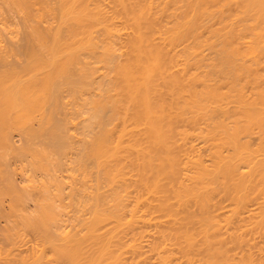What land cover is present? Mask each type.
<instances>
[{"label": "bare ground", "instance_id": "1", "mask_svg": "<svg viewBox=\"0 0 264 264\" xmlns=\"http://www.w3.org/2000/svg\"><path fill=\"white\" fill-rule=\"evenodd\" d=\"M0 1L17 14V19L13 18L11 22L9 19L13 14L9 19L6 18L8 22L0 16V160L3 163L7 153L14 152L20 157L29 154L32 158L29 156L31 159L28 161H32L31 166H35L33 169L45 168L39 171L46 174V168H50L57 174L63 165L62 161H56L59 159L57 156L64 153L65 149L76 151L78 146L75 149L74 143L78 140L80 149L77 150L81 153L72 151L74 156H70L75 157L77 154V157H70L68 165L71 166H66V174L72 178L71 181L76 178L72 184L68 180V185L80 183L79 188H76L82 189L79 192L70 186L72 193H69V202L74 205L82 202L83 213L86 212L80 218V207L68 202L67 205L75 208L72 210L79 211V216L74 213L72 217L63 219L62 212L70 206H64V211L60 208V213H57L56 209L63 203L64 196L61 193L64 191L62 185L65 179L55 173H47L54 190L62 196L52 190L59 205L53 203L56 205L54 207L50 204L53 196L49 197L50 200L42 195L39 196L40 200L38 196L36 199L31 198L27 191H23V188L19 190L10 180V175L5 173L7 169L3 171L4 167H0V182H6H3V186L8 191L3 186L0 189L3 193L9 192V196L0 192L1 205V197L5 199L12 194L15 197H10L8 201L14 200L16 204L23 202L19 211H23L21 206H24L25 199H35L33 209L29 212L34 211V208L38 211L28 214L24 208L28 215L21 211L24 220L17 219L18 223H25L33 236L36 245L34 252L20 255L12 253V249H6L0 252V264H49L50 261L51 264H264V259L255 257L256 261L253 257L257 255L255 252L260 253L261 257L264 255V85H258L264 80V54H259L264 53L262 45L259 47V42L262 39L264 41V8L263 13L260 11L264 0H259V3L256 1L258 5L262 4L260 6H254L247 0L253 7L250 6L252 11L248 5L250 9L244 8L248 3L246 0H238L239 5L237 0L235 4L234 0L228 3V0H218L219 3L217 0H186L187 4L185 0H179V3L177 0H161L159 4L157 2L160 0L155 1L168 9L162 5L159 6L161 8L158 5L157 8L152 7L155 5L154 0H149L152 5L148 0ZM180 1L184 2L182 8ZM171 3L176 5L170 7ZM224 3H227L226 6L234 4L236 9L227 8ZM215 4L216 9H213ZM242 7L250 14L254 9L259 10L252 15L248 12L244 15ZM179 9L185 12H179ZM193 10L196 16L194 14L192 17ZM215 10L220 13L217 14ZM202 11L208 12L205 17ZM199 12L202 13L200 16ZM223 12H227V15ZM209 13L211 15H207ZM242 13L241 17L250 19L244 17L245 21H257L256 27L251 26L254 29L249 24L247 26L243 18L237 17ZM255 13L262 16L260 21L257 16V19L253 17ZM222 14L227 16L225 21ZM219 17L221 20L218 21ZM230 17L232 20L237 19L236 22L241 20L245 24L243 29L238 26L243 23H231ZM208 18L213 24H209L211 21ZM226 18L229 19L226 21ZM184 19L190 20L187 22ZM182 20L184 27L180 24ZM199 20L201 23L208 20L206 24L209 25L202 23L203 26ZM51 21L52 26H49ZM216 22L218 25L215 28ZM11 25L14 29L12 32L17 27L21 28L19 32L23 30L20 38L23 44L20 39L11 38L19 34L18 31L7 36V32L11 33L8 31ZM193 25H197L196 28L201 25L202 30H195V26L193 30ZM208 26L212 28L210 34L207 32ZM247 27L253 31H248ZM226 28H232L236 33L231 29L224 30ZM221 29L229 34L223 42L221 38L226 35ZM185 31L187 35L188 31L191 34L187 36ZM261 32L262 35H259ZM213 33L219 38V43L216 39L211 41ZM251 35L254 40L258 35L260 38L256 42L260 41L256 43ZM230 36L233 37L231 41ZM234 36L236 41L240 38L242 44L238 42L240 39L238 43L233 40ZM248 40L251 44H248ZM233 42L238 46L241 44L242 48H238L237 44L233 47L243 51L244 56L239 50L235 55L236 50L233 53L231 48L229 57L228 53L223 54L217 48L221 44L223 48H220L230 52ZM243 46L249 48L247 52ZM249 50L254 51L252 54L257 52L254 58L257 63L262 58L263 65L258 67L255 63L251 66V62L255 61L253 57L246 58L251 63L248 61L250 65L247 64L244 58L251 54ZM219 53L224 55L220 61L223 63L227 55L229 58L224 63L229 61V66L235 63L234 68L229 67L231 70H227L224 69L228 67L227 64L225 67H222V63L215 64L217 60L214 58L220 57ZM236 56L237 59L243 56L245 62L240 61L246 65L239 63ZM253 66V70L257 67L263 70L254 72L251 70ZM221 67L223 72L218 70L227 76L225 80L223 75L219 79L220 74H214L216 77L211 74L212 70V73H216L215 70ZM236 69L239 71L236 72ZM245 72L253 79L246 77ZM243 75L246 79L242 78L244 81L241 83L245 87L241 83L240 86L237 79ZM229 77L234 79L229 80ZM221 80L227 84L221 83ZM230 81H234L236 88L232 87L233 84L230 86ZM248 83L255 88L252 86L253 89H250L251 86H248V89ZM66 98L69 101H64ZM76 120L80 124V132L76 131L79 137H76V132L71 136L69 133L70 137H75V142L69 141L68 144L66 142L70 137L67 136V124ZM13 139H17V143ZM69 169L70 173H74L70 175ZM75 171L82 182L77 179V174L73 176ZM92 174H95L93 179ZM27 177L26 180H29ZM45 178L41 183V178L38 181L36 177V181L31 179L33 183L30 184H36L42 192L43 189L44 192L50 191L51 185ZM37 181L41 183L40 186ZM77 192L81 193L78 194L81 197L74 202ZM44 199L48 201L41 204ZM217 199L226 201V209L222 211L221 207V213L220 210L217 213ZM250 205L254 208L249 209ZM13 206L10 207L11 213L8 212L13 213L15 218L17 215L22 216L16 213L17 205V211L13 212L16 210ZM2 214L3 210L0 217ZM10 222L13 224V221ZM63 226L68 229L60 231ZM3 229V237H0L7 244H13V235L16 238L19 235L17 237L16 232L13 233L11 226ZM143 236L147 237L145 240L148 243L145 241L144 244L149 254L148 250L143 252L141 249ZM46 248L50 252V261L49 257L45 259ZM234 250H240V253L231 254Z\"/></svg>", "mask_w": 264, "mask_h": 264}, {"label": "rangeland", "instance_id": "2", "mask_svg": "<svg viewBox=\"0 0 264 264\" xmlns=\"http://www.w3.org/2000/svg\"><path fill=\"white\" fill-rule=\"evenodd\" d=\"M155 1H158V0H154V1H153L155 5H153L152 7L157 8V7H159V6L162 5V4H160V5H158V4H159V2H162L163 0H162V1H161V0L158 1V2H157L158 4H156ZM164 1H168V0H164ZM164 1H163V2H164ZM177 1H178V3H179V0H177ZM182 1H184V0H182ZM182 1H180V3H181ZM190 1H191V0H190ZM190 1H188V2H190ZM197 1H199V0H197ZM204 1H206V0H204ZM209 1H210V0H209ZM209 1H208V3H209ZM221 1L223 2L224 0H221ZM229 1H230V0H228L227 3H228ZM231 1H232V0H231ZM235 1H236V0L233 1L234 4H235ZM241 1H243V0H241ZM244 1H245V0H244ZM248 1H249V0H248ZM248 1L246 0V3H247ZM251 1H252V2H251ZM253 1H255V4H254ZM256 1H257V0H250V3L253 4L254 6H255V5L257 6L258 3H259L260 1L258 0V3H257ZM261 1H262V0H261ZM0 2H1L0 5H1V4L4 5V6H2V5L0 6V8L2 7V8L0 9V16H1L2 18L4 17L3 19L0 18V20H1V19L4 20V19H6V18L9 19V18L11 17L12 14H13V15H12L13 17H11V18L9 19V22H11L13 18H16V19H17V16H16L17 14L15 13V11H13V13H12V10L7 6V4L5 5V2H4V3H3V1H0ZM148 2H149V0H148ZM151 2H152V1H151ZM173 2H174V1H173ZM175 2H176V0H175ZM185 2H186V4H187V1H186V0H185ZM199 2H200V1H199ZM199 2H198V3H199ZM202 2H203V1H202ZM206 2H207V1H206ZM215 2H216V1H215ZM217 2H218V0H217ZM217 2H216V3H217ZM222 2H221V3H222ZM237 2H238V5H239L240 1L237 0L236 3H237ZM263 2H264V1H263ZM149 3H150V2H149ZM169 3H170V2H169ZM191 3H192V2H191ZM218 3H219V2H218ZM227 3H224L225 6H226ZM244 3H245V2H244ZM250 3L248 2L244 8L246 9L247 5H248V7H250V6H251ZM261 3H262V2H261ZM150 4H151V3H150ZM182 4H184V2L181 3V7H180V8L183 7ZM199 4H200V3H199ZM231 4H232V3H231ZM234 4H232V6L229 5V6H226V7H227V8H228V7H229V8H230V7L232 8ZM242 4H243V3H242ZM242 4H240V5H242ZM151 5H152V4H151ZM156 5H158V6L156 7ZM166 5H167V4H166ZM168 5H169V4H168ZM171 5H172V3L170 4V7H171ZM175 5H176V3H175ZM175 5H174V6H175ZM177 5H178V4H177ZM189 5H190V4H189ZM196 5H197V4H196ZM196 5H195V7L198 6V5H197V6H196ZM216 5H217V4H215V6H213V7H214L213 9H216V8H215ZM221 5H222V4H221ZM221 5H219V7H220ZM260 5H262V4H260ZM260 5H258V6H260ZM174 6L172 5V7H174ZM178 6H179V5H178ZM185 6H188V5H185ZM200 6H201V4H200ZM204 6H205V3H204ZM204 6H203V7H204ZM209 6H211V4H210ZM209 6H208L207 8H210ZM225 6H222V7H225ZM234 6H235V5H234ZM242 6H243V5H242ZM161 7H163V8H167L166 6L164 7V5H162ZM161 7H159V8H161ZM190 7L192 8V5H191ZM198 7H199V6H198ZM198 7H197V8H198ZM203 7H202V8H203ZM205 7H206V6H205ZM205 7H204V8H205ZM235 7H236V6H235ZM235 7H233V8H235ZM248 7H247V9H250L252 6H251L250 8H248ZM4 8H5V9H4ZM7 8H8L9 11H7ZM193 8H194V6H193ZM211 8H212V7H211ZM211 8H210V9H211ZM238 8H239V7H238ZM242 8H243V7H242ZM244 8H243V10L240 9V11H241V10H242V11H245ZM252 8H253V7H252ZM252 8H251V11H252ZM254 8H255V7H254ZM262 8H264L263 5L260 6V11H262ZM167 9H168V8H167ZM169 9H173V8H169ZM184 9H185V8H184ZM184 9H181V10L179 9V10H180L179 12H181V11L185 12ZM186 9H187V7H186ZM198 9H199V11H201V8H198ZM210 9H208L209 12H210ZM217 9H218V8H217ZM220 9H221V8H220ZM235 9H236V8H235ZM189 10H191V9H189ZM189 10H187L188 13H189ZM194 10H195V8H194ZM194 10L192 11V13L190 12V13L192 14V17H193V15L195 14V13H193ZM208 10H207V11H208ZM221 10H224V9H221ZM230 10H231V9H230ZM232 10H233V9H232ZM256 10H257V9H254V11H256ZM258 10H259V9H258ZM258 10H257V11H258ZM5 11H6V12H5ZM10 11H11V12H10ZM196 11H198V10H196ZM196 11H195V12H196ZM211 11H212V10H211ZM219 11H220V10H219ZM224 11H225V10H224ZM227 11H229V10H227ZM242 11H241V12H242ZM254 11H253V12H254ZM260 11H259V12H260ZM263 11H264V9H263ZM263 11H262L261 13H263ZM3 12H5V13H3ZM7 12H8V13H7ZM202 12L205 13V15H203L204 17L206 16V13H208V12H205V11H202ZM215 12H216V10H215ZM215 12H214V13H215ZM231 12H232V11H231ZM231 12H230V13H231ZM234 12H235V14H236V10H235ZM246 12H248V11H245V12H244V13H245L244 15L247 14ZM253 12H252V13H253ZM216 13L219 14L220 12L218 13V10H217ZM221 13H222V11H221ZM223 13L226 14L227 12H223ZM232 13H233V12H232ZM238 13H239V12H238ZM248 13H249V15H252V13L250 14V11H249ZM261 13H260V14H261ZM4 14H5L6 16H8V17H6ZM185 14H186V13H185ZM191 14L188 15V18H189V16H191ZM201 14H202V13H201ZM201 14H200V12H199V16H200ZM217 14H214V16H215V15H216V17L219 16V15H217ZM19 15H22V14L19 13ZM207 15H211V14L209 13V14H207ZM226 15H227V14H226ZM226 15L224 16V15L222 14V16H224V19H223L224 21H225V17H227ZM233 15H234V14H233ZM236 15H237V14H236ZM236 15H234V16L236 17ZM263 15H264V13H263ZM9 16H10V17H9ZM180 16H181V15H180ZM180 16H179V18H180ZM182 16H183V14H182ZM186 16H187V15H186ZM194 16H196V14H195ZM241 16H243V13L240 14V16L238 15L237 17L240 18ZM247 16H248V15H247ZM255 16H257L256 13H255V15H253V17L255 18ZM184 17H185V16H184ZM192 17H191V20H192ZM207 17H208V16H207ZM237 17H236V18H237ZM244 17H245V16H244ZM244 17H241V18L244 19ZM261 17H262V16H261ZM261 17H259V13H258L257 18H259V21H260V18H261ZM210 18H211V16H210ZM222 18H223V17H222ZM245 18H246V17H245ZM257 18H255V19H257ZM194 19H195V18H194ZM199 19H200V18H199ZM201 19H202V16H201ZM203 19H204V18H203ZM205 19H206V18H205ZM205 19H204V20H205ZM213 19H214V17H213ZM219 19H220V17L217 18L218 21H219ZM227 19H229V18H226V21H227ZM230 19H231V17H230ZM233 19H234V17H233ZM246 19H247V20H250L249 17H247ZM251 19H252V18H251ZM186 20H187V19H186ZM186 20L184 19V21H186ZM189 20H190V19H188L187 22H188ZM196 20H197V19H196ZM208 20L211 21V22H209ZM208 20H207V21L209 22V24L213 22V21H212L211 19H209V18H208ZM215 20H216V19H215ZM215 20H214V21H215ZM217 20H216V21H217ZM220 20H221V19H220ZM231 20H232V19H231ZM231 20H230V21H231ZM236 20H237V19H236ZM236 20H232L231 23L236 22ZM4 21H7V19L4 20ZM184 21L182 20V22H180V24H181V23H184ZM193 21H195V20H193ZM197 21H198V20H197ZM207 21H206V23H207ZM224 21H223V22H224ZM239 21L241 22V20H239ZM239 21H238V22H239ZM242 21H243V20H242ZM244 21H245V19H244ZM253 21H255V22H253ZM261 21H262V20H261ZM7 22H8V21H7ZM191 22H192V21H191ZM191 22H190V24H191ZM199 22H200V24H202V23H204V25L206 24L204 21H202V23H201V21L199 20ZM199 22H198V24H199ZM238 22H236V23H238ZM246 22H247V26H248V24H249L250 27H251L252 25H254V26L256 27L257 24H258V23L256 24V22H257L256 20H251V21H249V22H248V21H245L244 23H246ZM250 22H251V23H250ZM252 22H253V24H252ZM195 23H196V22H195ZM228 23L230 24V22H228ZM236 23H234V24H236ZM242 23H243V22H241V24H242ZM244 23H243L242 25H240V23H239L238 26H239V27L241 26L240 28H242V26L245 25ZM262 23L264 24L263 21H262ZM262 23H261V24H262ZM193 24H194V23H193ZM196 24H197V23H196ZM209 24H206V25H209ZM212 24H213V23H212ZM214 24H215V23H214ZM223 24L225 25V23H223ZM226 24H227V23H226ZM263 24H262V25H263ZM53 25H54V24H53ZM181 25H182V24H181ZM184 25H185V24H184ZM186 25H189V24H186ZM186 25H185V26H186ZM202 25H203V24H202ZM204 25H203V26H204ZM216 25H218L217 22H216V24H215L214 26H213V25H211V26L215 27ZM220 25H221V23H219V26H220ZM230 25L233 26V24H230ZM12 26H13V25H11V30H10V26H8V31H9V32L11 31V33H8V32H7V34H8L7 36H8V37L12 36V35H10V34H13V33H15V32L17 33V31L19 32V29H21L20 27H19V28L17 27L18 30L16 29V31H13V32H12V30H14ZM14 26H15V25H14ZM49 26H52V21H51V25H49ZM182 26H183V25H182ZM194 26H195V28H196L197 25H193V30H194ZM198 26H199V25H198ZM211 26H210V27L208 26V27H209V30H207V32H208L209 34H210V32H211L210 30H212ZM222 26H223V25H222ZM259 26H261V25L259 24ZM183 27H184V26H183ZM183 27H181V29H182ZM200 27H201V25H200L199 27H197L195 30H197L198 28H199V29L202 28V27H201V28H200ZM228 27H229V26H228ZM233 27H234V26H233ZM236 27H237V26H236ZM244 27H246V26H244ZM15 28H16V27H15ZM186 28H187V27H186ZM186 28H185V29H186ZM188 28H190V27H188ZM203 28H204V27H203ZM206 28H207V27H206ZM210 28H211V29H210ZM215 28H216V27H215ZM251 28H253V27H251ZM251 28H248V27H247L248 31H250L249 29H251ZM261 28H263V26H261ZM185 29H183L182 31H184ZM207 29H208V28H207ZM213 29H214V28H213ZM217 29H218V30H217ZM217 29H215V30H217V32H218V31H219L218 26H217ZM222 29H223V28H222ZM222 29H221V30H222ZM227 29H228V28H226V29H224V30H227ZM229 29L232 30V28H229ZM229 29H228V31H230ZM233 29L235 30V28H233ZM242 29H243V28H242ZM247 29H244V30L247 31ZM253 29H254V28H253ZM253 29H252L251 31H253ZM256 29H257V28H256ZM263 29H264V28H263ZM186 30H187V29H186ZM190 30H191V29H190ZM201 30H202V29H201ZM221 30H220V31H221ZM238 30H239V29H238ZM257 30L259 31L260 29H257ZM20 31H21V32H19V34H16V36L13 35L11 38H12V39L14 38V40H15V39H16V40L20 39V38L23 36V30H20ZM199 31H200V30H199ZM199 31H198V32H199ZM204 31H205V30H204ZM204 31H202V34H203ZM209 31H210V32H209ZM232 31H233V30H232ZM240 31H241V30H240ZM248 31H247V32H248ZM251 31H250V32H251ZM260 31H261V30H260ZM191 32H192V31H191ZM194 32H195V31H194ZM194 32H193V33H194ZM200 32H201V31H200ZM212 32H213V31H212ZM226 32H227V31H226ZM233 32H234V31H233ZM233 32H232V33H233ZM238 32H239V31H238ZM238 32H237V33H238ZM254 32H257V31H254ZM254 32H252V33H254ZM187 33H188V35L191 34L189 31H188ZM189 33H190V34H189ZM193 33H192V34H193ZM204 33H205V32H204ZM214 33H215V32H214ZM214 33H213V36H214ZM220 33H221V32H220ZM222 33H223L224 35H226L225 37L221 38V39H222L221 41L223 42L224 40H226L227 37H229V36H227V35H229V34H228V33L225 34V33L223 32V30H222ZM234 33H236V31H235ZM243 33H244V31H242V34H243ZM257 33H258V32H257ZM262 33H263V32H261V34L259 33V35H262ZM185 34H186V31H185ZM194 34H195V33H194ZM202 34H201V37L203 36ZM205 34H206V36L208 35L207 33H205ZM223 34H222V35H223ZM230 34H231V32H230ZM245 34H248V33H245ZM245 34H244V35H245ZM254 34H256V33H254ZM254 34H252V35H254ZM263 34H264V33H263ZM20 35H21V36H20ZM183 35H184V33H183ZM186 35H187V34H186ZM188 35H187V36H188ZM211 35H212V34H211ZM216 35H217V37L219 36L218 33H217ZM234 35H235V34H234ZM252 35H251V36H252ZM19 36H20V37H19ZM195 36H197V35H195ZM195 36L193 35L192 37H195ZM206 36H205V37H206ZM213 36H212V37H213ZM232 36H233V35H232ZM232 36H230V38H231ZM239 36H241V38H243L242 35L240 34V32H239ZM239 36H237V38H238ZM15 37H16V38H15ZM18 37H19V38H18ZM205 37H203V38H205ZM208 37L210 38L209 35H208ZM214 37H215V36H214ZM214 37H213L212 40L209 39V41L211 40V41L213 42V40L216 39V41L218 40V43H219V38H216V37L214 38ZM221 37H222V36H221ZM249 37H250V36H249ZM249 37H248V38H249ZM254 37H255V36H254ZM185 38H186V40H187V37H186V36H185ZM189 38L191 39V36H189ZM206 38H207V37H206ZM206 38H205V39H206ZM230 38H229V40L231 41L233 37H232L231 39H230ZM252 38H253V36H252ZM257 38H258V35H257ZM257 38H256V40H258L260 37H259L258 39H257ZM262 38H264V37H262ZM194 39H195V38H194ZM196 39H199V37H198V38L196 37ZM196 39H195V40H196ZM200 39H202V38H200ZM200 39H199V40H200ZM205 39H204V41H205ZM239 39H240V38H239ZM239 39H238V40H239ZM184 40H185V39H184ZM192 40H193V39H192ZM229 40H228V41H229ZM233 40L236 41L235 36H234V39H233ZM238 40H237V41H238ZM243 40L246 41L245 39H243ZM252 40H254V38H253ZM256 40H254V41L256 42ZM19 41H20L21 44H23V42H22L21 39H20ZM188 41H190V40L188 39ZM206 41H208V39H206ZM221 41H220V42H221ZM237 41H236V42H237ZM248 41H249V40H248ZM259 41H260V40H259ZM259 41H258V42H259ZM212 42H211V43H212ZM214 42H215V41H214ZM238 42L241 43V42H242L241 39H240V41H238ZM238 42H237V43H238ZM258 42H256V43H258ZM260 42H264L263 39H262V41H260ZM260 42H259V45H260L259 47H261V45H262V48H264V43H261V44H260ZM18 43H19V42H18ZM20 43H19V44H20ZM215 43H216V42H215ZM225 43H226V42H225ZM230 43H231V42H230ZM233 43H234V42H233ZM237 43L232 44V46L230 45V48H229V50H230L231 48H233V49H232V51L234 50L233 53H235V50H236V54H235V55H237V53L240 51V49H238V48H239V47L241 46V44H242V43H241V44L239 43L240 46H238ZM243 43H245V42H243ZM249 43L251 44L250 41L248 42V44H249ZM21 44H20V45H21ZM212 44H214V43H212ZM222 44H224V43H222ZM226 44H228V43H226ZM235 44H237L238 48H237L236 46L233 47V45H235ZM246 44H247V43H246ZM217 45H219V44H217ZM224 45H225V44H224ZM243 45H244V44H243ZM252 45H253V44H252ZM252 45H251V46H252ZM254 45H257V44H254ZM220 46H221V44H220L219 46H217V48L219 47L218 49H221L220 52L223 51V52H224L223 54L228 53V55H229V54L231 53V50H230V52H226V50H223V49H222V48H223V45L221 46L222 48H220ZM226 46H227L226 48H228V45H226ZM245 46H246V45H245ZM249 46H250V45H249ZM212 47H213V46H212ZM212 47H211V48H212ZM255 47H257V46H255ZM240 48H242V46H241ZM243 48H244V50L246 49L244 46H243ZM212 49L215 50V48H212ZM218 49H217V51H218ZM247 49H249V48H247ZM247 49H246V52L248 51ZM253 49H254V48H253ZM256 49L258 50L259 48L257 47ZM238 50H239V51H238ZM254 50H255V49H254ZM257 50H256V51H257ZM262 50H264V49H262ZM212 51H213V50H211V52H212ZM217 51H216V52H217ZM237 51H238V52H237ZM249 51H250V50H249ZM240 52L243 53V51H240ZM252 52H254V51H252ZM252 52L250 51L249 53L252 54ZM212 53H214V52H212ZM217 54H218V52H217ZM217 54H216V56H219V55H217ZM219 54H221V53H219ZM223 54H221L220 57H215V56H214V57H215L214 59H216V60L219 61V62H217L216 60H213V59H211V60H213V62L216 61L217 63L215 62V64H218V65H219L220 63H222V61H220V60H221V57H222ZM251 54L248 55L249 57L246 56V57L244 58V60L247 61V64H248V65H250V64L252 63V64H251V66H252V65H255V63H257V59L255 60V58L257 57V55H256L257 52L253 53L252 55H251ZM259 54H260V56H261V55L264 54V53H263V52H259ZM259 54H258V58H260V57H259ZM211 55H212V56H211ZM211 55H210V57L212 58V57H213V54H211ZM241 55H242V54H241ZM244 55H245V54L243 53V56H244ZM232 56H233V54H232ZM232 56H231V57H232ZM239 56H240V55H239ZM243 56H241L242 59H241V58H238V59H239V60H238V59H237L238 56H236L235 59L238 60L239 63H242L240 60H243ZM255 56H256V57H255ZM223 57H224V55H223ZM223 57H222V58H223ZM229 57H230V55H229ZM229 57H227V55H226V57H225L226 60H227V58H229ZM251 57H253V58L255 57V58H254L255 61H253V62L250 63V60H247V59H248V58H251ZM219 58H220V59H219ZM233 58H234V57H233ZM233 58H231V60H232ZM246 58H247V59H246ZM253 58H252V59H253ZM218 59H219V60H218ZM223 59H224V58H223ZM223 59H222V60H223ZM226 60H225V61H226ZM236 60H235V61H236ZM244 60H243V61H244ZM258 60H259V61H258L257 65H258V67H259V65L262 63V58H260V59H258ZM263 60H264V56H263ZM225 61H223V63H224ZM233 61H234V60H233ZM233 61H232V62H233ZM238 61H236V62H237L236 64H238ZM248 61H249L250 64L248 63ZM228 62H229V61H227V63H224V64L222 63V67H223V65H224V67H225V64H227L228 67L226 66V68H224V69H227V70H228L229 67H230V68H231V67L234 68L233 65H235V63H232V64H231L232 66H229ZM244 62H245V61H244ZM263 62H264V61H263ZM242 64H243V65H244V64L246 65V63H242ZM238 65H239V64H238ZM240 65H241V64H240ZM261 65H263V64H261ZM261 65H260V66H261ZM263 66H264V65H263ZM217 67H218V66H217ZM222 67H221V68H217V70H218V69H221V70H222ZM235 67H237V66H235ZM243 67H244V66H243ZM246 67H247V66H246ZM254 67H255V66L251 67V68H252L251 70L254 71V72H255L256 70L258 71V69L261 68V67H260V68L257 67V68H255L256 70H253ZM214 68L216 69V67H213L212 69H214ZM230 68H229V69H230ZM232 68H231V69H232ZM238 68H239V66H238ZM248 68H249V67H248ZM263 68H264V67H263ZM263 68L260 69V70H263ZM224 69H223V70H224ZM231 69H230V70H231ZM242 69H243V68H242ZM223 70H222V72H223ZM233 70H234V69H233ZM233 70H232V72H233ZM239 70H241V68H240ZM239 70L236 69V72H238ZM244 70H245V69H244ZM225 71H226V70H225ZM241 71H242V70H241ZM212 72H214V71L212 70ZM212 72H211L212 75H214V74H215V75L218 74V75H216V76H219V74L221 73V72H219V70H218V71L215 70L216 73H212ZM218 72H219V73H218ZM230 72H231V71H230ZM243 72H244V71H243ZM254 72H253V73H254ZM259 72L262 73V71H259ZM234 73H235V70H234ZM240 73H241V72H239V74H240ZM245 73H246V72H245ZM263 73H264V70H263ZM226 74H227V73H226ZM230 74H231V73H230ZM237 74H238V73H237ZM248 74H249V73H248ZM250 74H251V73H250ZM257 74H259V73L257 72ZM215 75H214V76H215ZM221 75H223V77H225V78H223L224 80L227 78V76H224V73H222V74H220V78L218 77L219 79H222V78H221ZM228 75H229V74H228ZM245 75H246V77H247V76H248V77H251V76L247 75V73H246ZM253 75L257 76L255 73H254ZM253 75H252V76H253ZM263 75H264V74H263ZM216 76H215V77H216ZM229 76H230V75H229ZM234 76H238V75H234ZM258 76H259V75H258ZM215 77H213V79H215ZM240 77H241V76H240ZM246 77L244 78V75H243V76L241 77V79H240V78H237V79L240 80V81L238 80V82H239L238 84L240 85L241 81H242V83H243V81L246 79ZM231 78H233V77H231ZM231 78L229 77L228 79L230 80ZM242 78H244V80H242ZM251 78L253 79V77H251ZM255 78H256V79H255ZM228 79H227V81H229ZM233 79H234V78H233ZM233 79H231V80H233ZM254 79H255V80H258L257 77H254ZM217 80H218V79H217ZM217 80H216V82H217ZM255 80H254V81H255ZM214 81H215V80H214ZM219 81H220V80H219ZM234 81H235V80H234ZM234 81H233V82H234ZM250 81H253V80H250ZM259 81H260V79H259ZM261 81H263V83L261 82V83H259L258 85L262 84V85H260V86L263 87V85H264V80L262 79ZM223 82L226 83V81H223ZM223 82H222V80H221V83H223ZM233 82L231 83V81H230V83H229L230 86H231V84H233ZM248 82H249V81H248ZM213 83H214V82H213ZM225 83H223V84H225ZM242 83H241V85H244V84H242ZM244 83H245V82H244ZM246 83H247V81H246ZM250 83H251V82H250ZM254 83H255V82H252L251 84H254ZM256 83H257V82H256ZM219 84H220V83H219ZM226 84H227V83H226ZM229 84H228V85H229ZM235 84H237V82H236ZM241 85H240V86H241ZM246 85H247V88H248V86H251V85H249V83L246 84ZM254 85H256V84H254ZM215 86H216V84H215ZM219 86H220V85H219ZM219 86H218V87H219ZM224 86H225V85H224ZM224 86H222V87L224 88ZM240 86H239V87H240ZM252 86H253V85H252ZM252 86L250 87V89L252 88ZM222 87H221V88H222ZM232 87H235V85L233 84ZM237 87H238V86H237ZM242 87H243V86H242ZM244 87H245V85H244ZM253 87H254V86H253ZM256 87H257V86H256ZM258 87H259V86H258ZM258 87H257V88H258ZM223 88H222V89H223ZM227 88H228V86H227L225 89H227ZM235 88H236V87H235ZM254 88H255V87H254ZM248 89H249V88H248ZM252 89H253V88H252ZM246 90H247V89H246ZM66 100L69 101L67 98H66L64 101H66ZM67 103H68V102H67ZM68 105H69V103H68ZM68 108H69V106H68ZM71 122H72V121H71ZM74 122H75V123H74ZM74 122H72V124H71V123H70V124L68 123L69 125L67 124V128H66L67 131H68L67 136H69V133H70V136H71V134H74L76 131H77L78 133L80 132V130H79V129H80V127H79L80 124H77V120L74 121ZM73 123H74V125H73ZM78 123H79V121H78ZM75 124H76L79 128H78L77 126H75ZM72 125H73V126H72ZM73 128H75V131H74ZM77 128H78V130H76ZM73 131H74V132H73ZM77 132H76V135H77ZM70 136H69V137H70ZM69 137H68V138H69ZM76 137L78 138L79 136L77 135ZM70 138H71V139H70ZM70 138H69V140L66 142L65 139H67V138L65 137V138H64L65 142L68 143V144H69V141H71L72 143H74L75 140H73V139H74L75 137H70ZM77 138H76V140H77ZM13 140H14V141H15V140L17 141V139H13ZM64 140H63V141H64ZM16 141H15V142H16ZM38 142H39V141H38ZM65 142H64V143H65ZM77 142H78V140L74 143V144L76 145V146H75V149H76L77 146L79 147V145H77V144H78ZM16 143H17V142H16ZM66 143H65V145H66ZM78 147H77V149H80V148H78ZM77 149H76V151H75V150H74V151H75L76 153H77V152H80V153H81V151H78ZM72 151H73V150H70V151H69V149H65L64 153L61 154L63 157H62L61 155H60L59 157L57 156V158H59V159H57L56 156H55V158L57 159L56 161H62V164H63L62 166L66 168V169H65V168H62V166H61V169H62V170H60V171H61L60 173H59V171H58L57 174L55 173L56 171H54V173H55L56 176H58L59 178H63V179H65V180H67V181L64 180V184H63V185L61 184L62 186H64V188L61 187L62 189H64L63 193H61V194H63L62 196H64V198H62V196L60 195L59 192H56V191L54 190V187L51 185V181L48 179V174H52L53 171H51L50 168H46V169H48V171H46L48 174H47V173L44 174L45 172L42 171V173H41V170L39 171V169L44 170L45 168H41V167H39V168L33 169V167H35V166H31V163H30V162H32V161H28V160H30V159L32 158L29 154L26 155V156L24 155V156H21V157H20L18 154L14 153V152H13V153H9V154L7 153V156L4 157V158H5V159H4V162L2 163V162H1L2 160H0V162L2 163V164H0V165H1L0 167H1V168L4 167V170H3V171H5V169H7V170L5 171V173H7L8 175H10V177H9V178H11L10 180H13L12 182H14V183L16 184L15 186H16L19 190H21V188H23V189H22L23 191H27V192L29 193V196H31V198H35V199H36L37 196L39 197V196L42 195V196L46 199V197L49 198V197H52V196H53V197L51 198V200H50V198H49V200L51 201L50 204L52 205L53 203H55V204L57 205V204H58V203H57L58 201L55 200L56 198L54 199V195H55V194L52 195V192L54 191V192L57 193V195L59 194V196H61V198L63 199L62 201H63V203H64V204L62 203L63 206H62V204H60L62 207L60 206V207H58V208L56 209V210H57V213L59 214L60 212H58V211L60 210V208H62L61 210H63V207H64V206H65V207H69V206H70V205H67V203H68L69 201H71V199L69 198V196H70L69 193H70V192L72 193V190L70 191V186H72V187L74 186V185H70V184H72L73 181L76 179V178H75V179H73V181H71L72 178H69L70 176H68V175L66 174V173H67V170H68L67 167L71 166V165H68V164H69V159H70V157H73V156H74V154H73L74 151H73V152H72ZM31 152H32V151H31ZM31 152H29V153L32 155ZM69 152H70V153H69ZM26 153H27V152H26ZM76 153H75V154H76ZM80 153H79V154H80ZM68 154H69V155H68ZM77 154H78V153H77ZM77 154H76L75 157H77ZM20 155H21V154H20ZM70 155H73V156H70ZM18 156H19V157H18ZM29 156H30L31 158H30ZM68 156H69V158H68ZM78 156H79V155H78ZM33 157H34V156H33ZM37 157H38V156H37ZM37 157H36V158H37ZM75 157H73V158H75ZM29 158H30V159H29ZM38 158H39V157H38ZM38 158H37V160H36V161H37L36 166H38ZM60 158H61V160H60ZM64 158H66V159H64ZM33 159H34V158H33ZM62 159H63L64 161H63ZM5 160H6V161H5ZM56 161H55V162H56ZM66 161L68 162L67 164L65 163ZM28 162H29V163H28ZM48 162H49V161H48ZM52 162H53V161H52ZM34 163H36V162H34ZM34 163H33V164H34ZM43 163H47V161H43ZM64 163H65V164H64ZM4 164H6V165H4ZM33 164H32V165H33ZM2 165H3V166H2ZM34 165H35V164H34ZM64 165H65V166H64ZM7 166H8V167H7ZM29 166H30V168H29ZM66 166H67V167H66ZM5 167H6V168H5ZM1 168H0V170H1ZM8 169H9V170H8ZM30 169H31V171H30ZM64 169H65V170H64ZM76 171H77V173H79L78 170H76ZM76 171H75V174H73L74 177H75V175L77 174ZM8 172H9V173H8ZM36 172H37V173H36ZM38 172H39V173H38ZM43 172H44V173H43ZM63 172H64V173H63ZM72 172H73V171H71V173H72ZM0 173H2V172H0ZM54 173H53V174H54ZM68 173L71 175V173H70V169H69ZM73 173H74V172H73ZM40 174H41L42 176H41ZM60 174H61V175L63 174L62 176L66 175L68 178H67V177H66V178H65V177H62V176H60ZM1 175H2V174H0V176H1ZM3 175H4V174H3ZM79 175L81 176V173H79ZM92 175H93V176H91V179H93V178L95 177V174H92ZM27 176H31L32 178L35 177L34 179L31 178L32 180H34V182L36 181V177L39 178L38 181H39L40 178H41L42 181H41V180L39 181V182H41V183H42L43 180H44L43 177H47V179L45 178V180H47L49 186L51 185V186H50L51 188H50L49 186H47V185H46V186H47V188H50L51 190L49 189L50 191H47V192H46V191L44 192L45 189H43V192L41 191V189L38 190L39 187H38L36 184H35V185L30 184L32 181H31V179H30L29 177H27ZM26 177L29 178V180H26ZM76 177H77V179H78V177H79L78 174H77ZM92 177H93V178H92ZM1 178H2V177H1ZM59 178H58V180H61V179H59ZM79 178H81V177H79ZM1 180H2V179H1ZM48 180H49L50 182H49ZM68 180L71 181V183H70ZM78 180H80V179H78ZM78 180H77V182H78ZM38 181H37V183H38V185L40 186L41 183L39 184ZM61 181L63 182V180H61ZM75 181H76V180H75ZM80 181H81V180H80ZM3 182H4V181H1V182H0V186H3ZM28 182H29V183H28ZM45 182H46V181H45ZM66 182H67V186L65 185ZM68 182L70 183L69 185H68ZM81 182H82V181H81ZM1 183H2V184H1ZM4 183H6V182H4ZM32 183H33V182H32ZM75 183H76V182H75ZM75 183H74V184H75ZM78 183H79V182H78ZM78 183H77V184H78ZM17 184H18V185H17ZM44 184H45V183H44ZM59 184H60V183H59ZM79 184H80V183H79ZM79 184H78V185L75 184V185L79 188ZM34 186H36V188H35ZM68 186H69V187H68ZM76 186H74V187L76 188ZM4 187H5V186H3L2 188L4 189ZM37 187H38V188H37ZM66 187H68V188H66ZM24 188H25V190H24ZM34 188H35L36 190H35ZM40 188H41V187H40ZM43 188H44V187H43ZM78 188H76L75 190L77 191ZM27 189H28V190H27ZM71 189H72V188H71ZM81 189H82V188L78 189L79 192H80ZM4 190H7V187H6ZM29 190H30V191H29ZM47 190H48V189H47ZM52 190H53V191H52ZM67 190H68V191H67ZM7 191H8V190H7ZM7 191H6V192H7ZM0 192H1V194L3 193L1 189H0ZM6 192L3 193V194L8 195L9 192H7V193H6ZM21 192H22V191H21ZM41 192H42V193H41ZM60 192H61V191H60ZM79 192L76 193L77 196H74V197H75V198H74V202H75V199H77L76 202H77L78 200H80L79 197H81V196L79 195V197H78V194H81V193H79ZM50 193H51V196H50ZM73 193H74V192H73ZM1 194H0V196H1ZM72 195H73V194H72ZM2 196L4 197L5 195H2ZM8 196H9V195H8ZM8 196H7V197H8ZM12 196H14V195L10 194L11 199L13 198ZM5 197H6V196H5ZM7 197H6L5 199L1 197L2 205H1V203H0V209L3 210V214H4V215L2 214L3 216L0 217V232L3 230V231H2L3 233H0V236L2 235V237H3L4 230H5V229H3V228H6V229H7L8 226H11L12 230H14L13 233L16 232V236L18 237V235H19L20 238H19V237L16 238L15 235H13V238H12V241H11V243H13V244H10V243L7 244L6 242L3 241L2 237H0V241H1V242H0V246H1V248H0V252H1V251H4V250L6 251V249H7V250H8V249H9V250L12 249L11 252H12V253H15V254H18V253H19L20 255L31 254L32 252H34V250H35L34 248H35V246H36V245H35L34 238H33L32 235H30L31 233H30L29 230H27L28 228L25 226V223H24V222H22V223H18V222H19L21 219H23V214H22V213L24 212L25 209H26V213H28V214H29V213H33V214H34L35 211H37V209L34 208V211L29 212L30 210L33 209V206H34V203H35V202L33 203V201H35V199H33V201H32V200L25 199V200H24V206H21V207L23 208V211L21 210L22 213H20V212H21V211H19V210L21 209V208H20V205L23 204V202H22V203H17V204H16L14 200H11V199H10L11 201H8V199H9L10 197H8V198H7ZM14 197H15V196H14ZM43 197H42V198H43ZM56 197H57V196H56ZM71 198H72V196H71ZM14 199H15V198H14ZM38 199L40 200L41 198L39 197ZM45 199L41 201V204H42L43 201H48V200H45ZM65 199H66V200H65ZM3 200H4V201H3ZM39 200H38V201H39ZM52 200H53V201L55 200L56 202H53ZM218 200H219L220 203L218 202ZM25 201H26V202L28 201V202L26 203ZM30 201H31V202H30ZM215 201H217V202H216V205H217V213H219L218 210H220L221 207H222L221 210L223 211V209L227 206V205H226V201L223 200V199H221V200H220V199H217V200H215ZM223 201H224V202H223ZM59 202H60V201H59ZM72 202H73V200H72ZM79 202H80V201H79ZM10 203H11V205H9ZM80 203L82 204V202H80ZM80 203H79V205H78V202L76 203V205H78V206L80 207V208H79L80 214H79V211H78V210H75V211H78V212H75L74 210H72L74 207H76V205H74L73 203H70V202H69L68 204H73L74 207H72V205H71V206H70L71 210H70V208H68V209H66L67 212H66V210H65V211L63 210V211L65 212V213L62 212L63 215L61 214L62 217H63V219L68 218L67 216L72 217V216L74 215V213H76V214H75L76 216L79 214V215H80V218H82L83 215L86 214V212L83 213L84 210H83V207H82V205H81ZM218 203H219V204H218ZM221 203H222V205H221ZM7 204H8L9 206H8ZM31 204H32V205H31ZM39 204H40V203H39ZM43 204H44V202H43ZM55 204H53V206H54ZM227 204H228V203H227ZM12 205H15V207L13 206V208L16 209V210L13 209V210H14L13 212H16V211H17V207H18V212H16V213H17V214H22V216L17 215L16 218H15V216L12 215L13 213L10 214L11 211H12V209H10V207H11ZM16 205H17V207H16ZM56 205H55V206H56ZM80 205H81V206H80ZM218 205H220V206H218ZM224 205H225V206H224ZM1 206H2V207H1ZM28 206H29V207H28ZM31 206H32V207H31ZM55 206H54V207H55ZM57 206H59V205H57ZM78 206H77V207H78ZM3 207H4V208H3ZM7 207H8V208H7ZM65 207H64V209H65ZM251 207H252V206L250 205V207H248V208L250 209ZM24 208H25V209H24ZM252 208H254V206H253ZM9 209H10V210H9ZM39 209H40V207H39ZM39 209H38V210H39ZM74 209H75V208H74ZM76 209H77V208H76ZM225 209H226V208H225ZM225 209H224V210H225ZM2 210H0V212H2ZM27 210H28V211H27ZM68 210H69V211H68ZM221 210H220V213H221ZM6 211H7V212L9 211L10 213H9V212L7 213ZM37 212H38V211H37ZM70 212H71V213H70ZM67 213H70L71 215H70V214H67ZM8 214H9V215H8ZM28 214H25V212H24V215H28ZM37 214H38V213H36V215H37ZM65 214H67V215H65ZM6 215H7V216H6ZM61 215H60V218H62ZM79 215H78V216H79ZM81 215H82V217H81ZM244 215H246V214H244ZM244 215H242V216H244ZM11 216H13V217H11ZM5 217H6V218H5ZM7 217H8V218H7ZM245 217H246V216H244V218H245ZM10 218H11V219H10ZM13 218H14V219H13ZM19 218H21V219H19ZM17 219H19L18 222H17ZM6 220H7V222H6ZM9 220H10V221H13V224H14L15 227H16L15 229H13V228H14V225L11 224V222H10ZM23 220H24V219H23ZM14 221H16V223H15ZM7 223H9V224H7ZM62 223H64V222H62ZM65 223H67V222H65ZM16 224H18V225H16ZM19 224H20L21 226H24V228L22 227V229H21V227L19 226ZM48 224H50V223H48ZM67 224H68V223H67ZM62 225H63V224H62ZM64 225H65V224H64ZM18 226L20 227V229L17 231V229L19 228ZM65 226H66V225H65ZM61 228H62V229H59L60 231H61V230L63 231V228H64V230H67V229H68V228H65L64 226L61 227ZM53 229H54V227H53ZM23 230H24V231H23ZM60 231H59V233H60ZM62 233H63V232H62ZM64 234H65V232H64ZM144 234H146V233H144ZM144 234H143V235H144ZM61 236H63V235L61 234ZM145 237H146V236H145ZM14 238H15V239H14ZM146 238H147V237H146ZM146 238H144V236H143V239H142L143 241H141V244H142L143 246H142L141 249H142L143 252H146V251L148 250V254H149V249H148V248H145V244H144L145 241H147L146 243H148V240H145ZM149 238H150V237H149ZM149 238H148V239H149ZM13 239H14V240H13ZM150 239H151V238H150ZM150 239H149V241H150ZM32 241H34V242H32ZM22 243H23L24 245H23ZM33 244H34V245H33ZM10 245H11V246H10ZM146 245H147V244H146ZM3 247H4V249H3ZM11 247H12V248H11ZM143 247H144V248H143ZM17 248H18V249H17ZM26 248H27L28 250H27ZM46 250H47V251H46ZM144 250H146V251H144ZM254 250L256 251V249H253V251H254ZM48 251H49V249L46 248V249H45V252H46V253H44L46 256H45V255H44V256H45V259H46V257H47V259H48V257H49L48 260L50 261V252H48ZM239 251H240V250H234V252L231 251V254L236 253V252L238 253ZM253 251H252V252H253ZM255 251H254V252H255ZM237 253H236V254H237ZM239 253H240V252H239ZM262 253H263V252H262ZM146 254H147V253H146ZM148 254H147V255H148ZM252 254H254V253H252ZM255 254H257V255H255V256L253 255L254 258H255V257H257V258L259 257L261 260L264 259V255H263V254H262V255H263V256H262L263 258L261 257V255L259 256L260 253L258 254L257 252H255ZM257 258H255V260H256ZM260 259H259V260H260ZM45 261H47V260H45ZM256 261H257V260H256ZM263 261H264V260H263ZM51 263H52V262L50 261L49 264H51ZM53 264H58V263H54V262H53Z\"/></svg>", "mask_w": 264, "mask_h": 264}]
</instances>
